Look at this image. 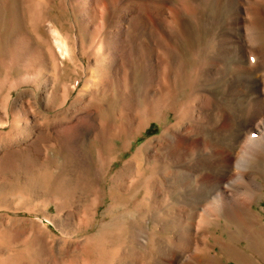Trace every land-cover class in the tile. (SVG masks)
I'll return each instance as SVG.
<instances>
[{"label":"rangeland","instance_id":"374dc122","mask_svg":"<svg viewBox=\"0 0 264 264\" xmlns=\"http://www.w3.org/2000/svg\"><path fill=\"white\" fill-rule=\"evenodd\" d=\"M124 1L115 0L116 7ZM45 2L46 15L68 47L65 56L44 27L29 24L26 0H0V80L5 75L14 81L22 79L16 88L0 87V133L18 120L16 142L28 139L24 117L43 127L71 108L92 68L89 46L97 40L100 18H93L88 35L78 24L74 0ZM173 2L178 16L168 45L157 43L156 14L150 25L154 34L150 48L144 47L143 36L132 43L140 46L137 49L146 65L152 57L149 50L153 51L156 78L151 91L141 84L134 91L131 76L125 75L128 81L124 75L122 79L124 71H120L119 82L107 96L102 94L107 101L95 113L91 129L76 142L71 144L76 132L51 135L45 129L30 136L40 143L39 162L33 161L32 152L28 162L12 156L4 163L1 152L0 264H170L179 252L175 264H264V143L254 147L259 151L254 157L250 151L241 153L259 133L264 134V10L252 23L248 9L256 3L264 6V0ZM103 4L107 0H101L98 10ZM236 9L244 20L237 30L244 43L243 58L233 55L229 42L235 35L231 28ZM256 47L262 58L258 65ZM134 51L133 61L125 68L128 73L138 68ZM170 55L173 60H166ZM6 59L11 61L9 68L3 66ZM209 64L216 69H207ZM241 78L247 90L242 89ZM133 91V108L125 107V98ZM210 92L218 106L205 116L202 109ZM161 101L166 104L163 109ZM146 109L154 115L144 128L138 113ZM195 118L203 119L204 133H196L178 157L168 154L158 139L164 127L178 121L176 130L181 132L192 128ZM258 126L262 132L249 139V131H257ZM146 145L149 148L141 149ZM11 149L23 148L13 143ZM237 153L243 159L239 168ZM203 156L228 166L220 178L221 191L227 193L226 211H215L222 205L215 195L219 190L200 202L187 196L188 188L199 190L200 180L210 174V168L199 163L200 169L185 179L187 167ZM250 157L251 166L245 171L251 174L246 172L241 179L244 175L238 169H244ZM210 209L214 213L208 215Z\"/></svg>","mask_w":264,"mask_h":264},{"label":"bare ground","instance_id":"6f19581e","mask_svg":"<svg viewBox=\"0 0 264 264\" xmlns=\"http://www.w3.org/2000/svg\"><path fill=\"white\" fill-rule=\"evenodd\" d=\"M173 1L174 0H126V1H124L123 4H121L120 7H116L115 0H107L108 4L107 5L103 4L98 10V4L101 2V0H74V2H75V6H74L75 8L74 9L76 11V14L78 15V20H79L78 24H80V27L82 29V30L80 29L81 31L88 34V32H87L88 26H90L92 24L93 18L95 16L97 18L98 17L100 18L99 19L100 20V25H99L100 27H98L97 29L95 28L96 29L95 35L97 34L96 35L97 40L95 39L94 43L92 45L89 44L90 45L89 48L91 47L92 50L87 49V50H91V52H92L91 54L89 53L90 54V60L88 62L92 66V68H90L89 76L87 77L85 86H84L83 90L81 89L82 91H80L79 96H77L78 98L76 97L77 99L75 101H73L74 103L72 102L73 104L71 105V108L69 107L66 110L63 109L64 111H62L60 113V115L58 114L59 116L54 117L56 119V121L50 122L47 120L44 123L43 127H39L36 124L35 120L34 121L31 120V121H33L31 123V122H29L28 117H24V119H23V130H26V129L28 130V139H23V140H21V142H20V140H18V142H16L15 138H13V136L15 134H17L20 130L18 120L12 125V127L9 131H7L6 133L1 132L0 133V154H1V152H4V155H5V157L3 159V160H5L4 163H8V160H10L9 158H12V156L13 157L20 156L22 160L28 162L30 160V159H28V156H30L32 154V152H34V155L36 156L33 158V161H35L36 159L38 161L39 153H40V149L38 146L40 145V143L38 141H35L34 138L32 140V137H30V136L33 133L41 132V130H42V132H44V130L47 129L50 131L49 134H51V135L59 134L62 131H66V130H69L71 133L76 132L75 137H73V139L71 140L72 141L71 144L76 142L81 135L85 134L89 129H91L92 122L95 118V113L97 112V114H98V110L100 108H102L104 106L103 103H105L107 101V99L102 94H105L107 96L110 88L112 86H114L115 84H117V82H119L118 76L120 74V71H124V72H122V79L126 78L125 75H128V77L131 76V80L133 82L132 88L134 87V91L137 90L136 87L138 86V84H141V86L144 87V90L149 91L151 89V87L153 86L152 84L154 82V79L156 78L155 77V71H154V69H155L154 65H156V64H154V60H153V51H151L152 49L149 50L151 52L150 55L152 54V57L149 58L150 62L148 65H146L145 64V62H147L146 59H144L145 60L144 63L142 62L143 60L141 61L142 53L138 50L140 48V46H135V44H134L133 45L135 47V49H134V47L132 46V43H134L135 40H137L136 39L137 37L143 36L144 37V39H143L144 47H145V45L148 47L149 40H150L151 36L154 35V34H151L153 32L151 27H153V26L150 27V25H152V20H153L152 18L156 14L155 16L156 17L158 16V18H159L158 19V28H157V29H159L157 32V39H158L157 43H160L163 46H165L167 44L168 37L174 33V32L172 33V29L174 30V27L177 23V16H178L175 5H172V4H174ZM239 1H241V0H239ZM250 2H251V0H250ZM251 5H253V3ZM45 6H46L45 0H26V6L25 7H26L27 19L29 21V24L34 28L37 26L44 27L45 30L48 32L49 40H52L54 42V45L58 49L60 55L65 56L68 53V47H67L66 43L60 39L61 37H59L60 36L59 33L58 34L56 33L57 32L56 29L54 30V28L52 26L51 19L45 13ZM249 8L251 9L250 12L252 11L251 21H252V23H254V22H256V19L260 15H262L260 13V11L264 10V6H261L258 3H256V4H254V6L249 5L248 9ZM94 9H96L97 11H95ZM243 22H244L243 17L240 16V10L236 9L235 17L233 18V26L231 28L232 30H234L235 35L229 39V42L233 44V46L231 47V52L233 53V55L236 57L238 55H240L239 56L240 58L244 57V50L245 49H244L243 40L241 39V36H239L240 34L237 32V30H238V27L241 26V23H243ZM94 23H97V22H94ZM180 23H178V24H180ZM252 23H251V25H253ZM251 25H249V27ZM101 27H104V30H103L104 34L102 36L99 35L100 34L99 32H101ZM149 27H150V29H149ZM170 29H171V33H170ZM154 33H156V32H154ZM92 34L94 35V33H92ZM48 37H47V39H48ZM91 37L89 36V38H91ZM256 37L257 36L254 35V38H256ZM82 38L83 37H81V40H82ZM91 39H93V38H91ZM153 40H156V39H153ZM91 41L92 40H90V42ZM171 41L172 40L170 39V42ZM259 41H260V39H259ZM141 42H142V40H141ZM95 44L97 45V48L95 47L96 46ZM52 45L51 44L49 45V48L51 50L55 49L54 46H52ZM82 45H84V43ZM86 45H88V44H86ZM156 45L157 44H155V46ZM161 47L162 46H160V48ZM93 48H94V50H93ZM149 48H150V45H149ZM167 48H168V46H167ZM85 49L86 48H84V51L87 52ZM255 49H256L257 55H258V57H257V65H258V64H260L259 62H262V60H261L262 58H261V54L258 51L257 47ZM133 50H136V51L138 50L137 52L134 51L137 54V57H135L134 63L136 65H138V68H136L137 70H135L134 69L135 67H133L132 69L134 71H130L128 73L125 71V68H126V65L129 64V62L131 63L133 61V58L131 59V56L135 55L133 53ZM142 51H143V49H142ZM167 51H169V50L167 49ZM150 55H148V56H150ZM165 56H166V54H165ZM145 57H143V58H145ZM156 58H158V57H156ZM163 59H165V58L163 57ZM167 59H169V61L173 60L172 55H170V57H168V58L166 57V60ZM161 61H162V59H161ZM9 64L11 66V61H9V59H6L3 61V66H5L6 68L10 67V66H8ZM159 64H161V63H159ZM167 64H168V62H166V65ZM206 68L207 69H216V67H212L210 64H209V68L207 66H206ZM158 69L159 68H157L156 72L158 71ZM256 71H258V70H256ZM123 73H127V74H123ZM158 75H160L159 72L157 73V76ZM128 77L126 78L127 81H128ZM158 78H160V77L158 76ZM119 79H121V78H119ZM157 81H160V79ZM21 82H22V79H17L14 81V79L11 80L7 77V75H5L0 80V87H2V88L7 87L8 89L16 88L17 86H19L21 84ZM239 83L243 86L242 89L243 88H245L246 90L248 89V85L246 84V82L243 78L239 79ZM118 89H119V86H118ZM121 89H122V87H121ZM140 90H142V89H140ZM134 91H133V94L131 92V95H128L125 98V101L122 99V101H124L125 107L133 108V105L135 103L134 102L135 101L134 100V97H135ZM81 92H83V93H81ZM25 93H27V92L26 91L22 92V94H25ZM125 93L123 92L122 94L125 95ZM162 96H164V95H162ZM6 99H9L8 93L6 95ZM163 100H164V97H163ZM164 103L165 102L161 101L160 109L161 108L163 109L164 105L166 106V104H164ZM259 104H261V103H259ZM216 106H218L217 98L210 92L208 99H207V105L202 109L203 114L205 116H206V114L208 115L210 113V111L212 109H214ZM192 108H194L193 110H195V107H192ZM192 108H190V109H192ZM197 108H199V107H197ZM200 108H201V106H200ZM151 109H154V107ZM151 109H146V110H143V111L138 113V114H140L141 117H143L142 118L143 121H140V123L143 122L141 127L145 128V126L147 124H149L150 120L153 118L154 113H152V112H154V111L153 110L151 111ZM192 111L190 113H192ZM196 113H198V112H196ZM187 115L189 116V113ZM257 115H258V113H257ZM164 116H165L164 118H166L167 114H165ZM190 116H193V115H190ZM157 119H159V118H157ZM193 119H194V117H193ZM202 120L203 119H201V118H197V119L195 118L192 128L184 129L181 132L179 130H176L177 129L176 127L178 125V121H176L177 124H172L170 127H168V126L164 127L163 132H162L160 138H158V139H160V141H162L163 144H165V146H166L165 149L168 152V154L175 156V157H178L181 150L184 149V145H186V143L189 142L190 139H193V136L196 133H204L205 124H203L204 122ZM261 125H263L262 128H264V122ZM256 128H257L258 132L255 130L249 131L250 132L249 139H254L256 137V135H258L259 132H262V128H260L259 126ZM25 134H26V132H25ZM259 134H260V137L251 141L246 147H244L241 150V153H245L244 155H246V154H249V151H250V154L251 155L253 154L252 157H254V155L259 153V151L257 149H254V147L257 148V146L264 143V134H261V133H259ZM39 136H41V135H39ZM53 142H52V144L54 145ZM13 143L16 146H18L19 148H23V149L22 150L20 149L21 151L11 149V146L13 145ZM148 145L151 146L150 144H148ZM149 146L146 145V146L142 147L141 149H144L147 147L149 148ZM220 148L222 150L225 149L224 145H221ZM143 152L144 151H142V153ZM142 153H141V155H142ZM231 157H232V155H231ZM252 157L248 158L247 163L245 165L246 168L244 167V169H243L241 167L242 168L241 170L238 169L240 171V174L244 175V177H242L241 179L245 178V173L247 172L245 170L249 166H251L250 160ZM234 158H235V162H238V168H239V164H241L243 159H241L242 157H241V155H239V153H237V155H235ZM212 161H213V159L212 160L210 158L208 159L207 156L198 157L197 162L193 166H188L187 167L188 170L186 173L183 172L185 179H187L188 177L191 179L193 172L195 170L197 171V169H200L199 163L202 167L206 166V167L210 168V171H209L210 174L206 178H203L202 180H200V182L202 181V183H201L202 185H200L201 188L197 191L194 189H193V191H190L191 188H188L189 191H188L187 196H190V194H191L192 197H194L195 199H198V201L200 202L201 200H203L206 197V195L208 193L219 190V192L216 193L215 195L218 196L217 200H220L222 205L218 208L216 207L215 211L216 212L217 211H226L227 210L226 206L228 205V203L226 201L227 193L221 191V188H220V180L221 179L220 178L225 176V174L228 170V166L226 164H222V165L217 164V163L212 162ZM40 162H42V161H40ZM38 164H40V163H38ZM40 165H42V164H40ZM231 169H232V166H231ZM184 170H185V168H184ZM240 174H238L237 176H239ZM250 174L248 173V175H250ZM213 175H214V177H213ZM216 177H218V178H216ZM189 183H191V182H189ZM189 183H188V187H190ZM251 183L252 184L255 183V180H253V178H252ZM249 205L251 206V204H249ZM209 212L214 213L213 211H211V209L208 210V212H207L208 215L210 214ZM207 214H206V216H207ZM185 238H187V237L185 236ZM180 240H183L182 236H180ZM178 254H180V252L176 254L174 259L172 258L173 260L171 259L169 261L170 264L176 263L175 261H177L176 257L178 256ZM197 258H198V256H197Z\"/></svg>","mask_w":264,"mask_h":264}]
</instances>
